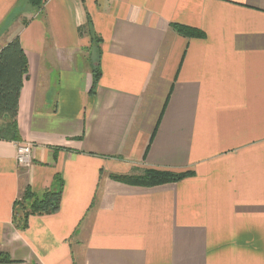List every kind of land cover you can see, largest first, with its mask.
<instances>
[{
    "label": "crops",
    "instance_id": "obj_1",
    "mask_svg": "<svg viewBox=\"0 0 264 264\" xmlns=\"http://www.w3.org/2000/svg\"><path fill=\"white\" fill-rule=\"evenodd\" d=\"M26 4L0 0V48L19 35L28 58L18 127L34 146L21 167L0 139V264H264V0H45L4 26ZM148 168L192 175L109 177ZM57 175L60 209L17 229L24 187Z\"/></svg>",
    "mask_w": 264,
    "mask_h": 264
},
{
    "label": "trees",
    "instance_id": "obj_2",
    "mask_svg": "<svg viewBox=\"0 0 264 264\" xmlns=\"http://www.w3.org/2000/svg\"><path fill=\"white\" fill-rule=\"evenodd\" d=\"M45 0H28V4L35 10L43 7ZM20 6L16 13H20ZM12 18V16L10 17ZM4 26H7L11 19ZM172 27L180 34L187 37H204L205 34L197 28L182 24H172ZM92 42L100 44L102 38L92 35ZM97 48V47H96ZM94 53L100 55L101 50L95 49ZM96 63L93 68V86L91 94L95 93V88L101 76L100 64ZM28 72V58L22 47L19 35L15 36L6 45L0 48V139L20 141L18 127V113L20 104V94L24 80ZM192 175L191 171L174 172L170 170L148 168L140 174H109V177L128 185L155 187L168 183L178 182ZM56 187L38 194L30 185H26L21 195L15 200L12 211L13 225L20 230H25L32 215H45L56 213L60 209L63 180L60 176L55 177ZM13 262L6 253H0V263Z\"/></svg>",
    "mask_w": 264,
    "mask_h": 264
},
{
    "label": "built area",
    "instance_id": "obj_3",
    "mask_svg": "<svg viewBox=\"0 0 264 264\" xmlns=\"http://www.w3.org/2000/svg\"><path fill=\"white\" fill-rule=\"evenodd\" d=\"M34 146L28 142H19L16 145V159L21 167H28L33 162Z\"/></svg>",
    "mask_w": 264,
    "mask_h": 264
},
{
    "label": "rangeland",
    "instance_id": "obj_4",
    "mask_svg": "<svg viewBox=\"0 0 264 264\" xmlns=\"http://www.w3.org/2000/svg\"><path fill=\"white\" fill-rule=\"evenodd\" d=\"M30 9H33L32 7H31V5H29V4H26V5H24V6H20V8H19V11H29ZM17 11V10H16ZM14 15H11L12 16V18H10L11 20H12V23L15 21V20H18V21H21V22H23V23H26V19L25 18H23L22 17V15L19 13L18 14V12L17 13H13ZM21 15V16H20ZM9 22V21H8ZM1 34V33H0ZM91 55H92V58H91V60L93 59L94 60V62H95V60H96V62H97V59H98V54H96V53H94V52H92L91 53ZM146 170V169H145ZM144 170V171H145ZM143 171V172H144ZM142 172V171H141ZM141 172H139V173H136V174H140Z\"/></svg>",
    "mask_w": 264,
    "mask_h": 264
}]
</instances>
